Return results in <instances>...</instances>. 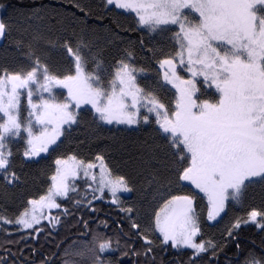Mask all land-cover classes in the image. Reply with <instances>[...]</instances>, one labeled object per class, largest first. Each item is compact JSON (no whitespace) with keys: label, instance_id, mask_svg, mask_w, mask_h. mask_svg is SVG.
I'll return each mask as SVG.
<instances>
[{"label":"snow or ice","instance_id":"1","mask_svg":"<svg viewBox=\"0 0 264 264\" xmlns=\"http://www.w3.org/2000/svg\"><path fill=\"white\" fill-rule=\"evenodd\" d=\"M74 7L78 22L55 38L36 30L12 41L16 62L0 63V264L16 255L9 245L28 247L23 235L10 238L9 226L33 239L66 230L71 235L55 245L73 258L63 264H220L229 247L225 264H264V238L259 245L241 238L246 226L264 234V0H101L95 14ZM23 11L0 0V40ZM43 11L29 9V18ZM89 114L97 132L154 126L132 145L152 177L147 207L122 198L136 191L134 182L114 174L103 152L52 158ZM17 158L51 159V174L42 195L10 214L6 190L23 183ZM255 188L259 205L248 204ZM105 201L116 216L95 206ZM230 205L244 215L219 239L206 237ZM172 250L191 251L166 259ZM40 264L55 261L44 256Z\"/></svg>","mask_w":264,"mask_h":264},{"label":"trees","instance_id":"2","mask_svg":"<svg viewBox=\"0 0 264 264\" xmlns=\"http://www.w3.org/2000/svg\"><path fill=\"white\" fill-rule=\"evenodd\" d=\"M18 8L24 11L14 16V31L12 36L0 43V63L16 62L19 53L15 51V45L12 41L20 38L27 39L30 33L39 30L43 32H49L55 38L56 35L61 33L64 28L71 27L74 23L78 22L82 18L83 14L80 13L74 5L80 3L82 6L91 8L93 13L100 11L99 5L101 0H11ZM44 6V11L41 13L42 18L32 17L29 18V9L38 8ZM125 23H133L131 17H121ZM93 23V21H89ZM97 39L101 43L104 41L103 32L98 31ZM149 71L154 72L155 67L152 66ZM86 124L82 125L78 129H75L72 134V142L66 143L61 149L53 154V159L56 155L63 154L65 152H76L81 158H91L97 152H103L106 159L110 161V166L113 168V172L116 175H124L130 177L134 182L136 191L133 193H126L122 195V198L131 202L145 200V206H148V202L151 200L152 189L148 187L149 181L152 179L151 175L145 171L139 160L138 153L133 148V143L136 139H143L145 135L153 131V127L145 126L144 130L140 134L132 133L129 135L122 131L123 126L109 125L94 131L96 125L92 122L91 115H86ZM118 128L120 129L118 131ZM83 141V143H81ZM17 170L22 169V181L23 183L16 187H9L6 191L8 194V211L9 213H16L25 206V201L31 198H38L42 195L48 186V176L51 174V159L43 161L41 164H24L19 158L16 161ZM163 171V170H162ZM0 190H3V183L0 181ZM261 192L259 188L250 190L248 204L259 205L261 201ZM203 203V202H202ZM201 203V204H202ZM204 204V203H203ZM64 206L70 207L65 204ZM98 209L102 210V213H109L112 216L117 215V210L105 202H96L95 205ZM202 207V205H201ZM231 210L224 220L219 223L206 226V237L219 239L224 228L232 221L235 216L244 215V211L238 207L230 205ZM52 215H56L58 210L53 209ZM47 225V221L42 222ZM18 226H9V231L12 233L10 237L13 240H20V236L23 235L28 244V247H24V243L19 245H9L11 251L16 253L14 257L9 258V264L15 261V264H40L41 259L44 256L53 258L55 264H63L65 259H73L72 257H65L63 255L64 246L60 249L55 247L56 243L63 239L65 236H70L64 229H60L59 235L53 231L51 236H45L41 233L36 239L27 236V232L30 230H24L23 232L16 231ZM241 238L246 242L255 241L256 245H259L261 239L264 238V234L253 226L243 227L241 230ZM5 236L0 233V244H3ZM68 243V247L71 250L72 244ZM83 243V241H78ZM36 248L38 251L30 255V249ZM23 248V253L19 252V249ZM191 250H185L182 255L172 250L166 259H171L173 256L180 255L181 259H186ZM226 251V256L220 257V264H225L226 259L233 258L232 247H229ZM53 253L55 256L53 257ZM4 255V252L0 250V256ZM27 258V259H26Z\"/></svg>","mask_w":264,"mask_h":264},{"label":"rangeland","instance_id":"3","mask_svg":"<svg viewBox=\"0 0 264 264\" xmlns=\"http://www.w3.org/2000/svg\"><path fill=\"white\" fill-rule=\"evenodd\" d=\"M2 41H3V40H0V43H2ZM65 94H66V93H65ZM58 95H59V91H58ZM166 99H169V100H170V99H172V97L169 95L168 97H166ZM124 194H126V193H122L121 195H124ZM201 205H202V207L204 206L203 203H202ZM213 223H214V222H213Z\"/></svg>","mask_w":264,"mask_h":264}]
</instances>
